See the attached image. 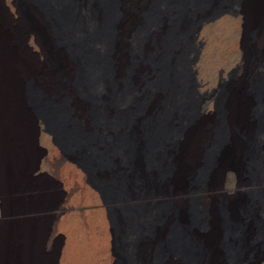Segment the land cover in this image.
<instances>
[{
  "label": "bare ground",
  "instance_id": "obj_1",
  "mask_svg": "<svg viewBox=\"0 0 264 264\" xmlns=\"http://www.w3.org/2000/svg\"><path fill=\"white\" fill-rule=\"evenodd\" d=\"M134 1L0 0V193L6 197L1 217L7 218L0 222V264H93L97 251L102 252L106 264H116L113 237L106 223L101 239L83 235L73 241L79 235L78 226L65 223L62 216L67 209L56 204L64 196L56 174L61 164H47L53 178L42 173L35 181L31 177L28 163L35 149L38 151V133L50 148L54 146L51 125L45 115L33 108L29 88L36 93L37 104L45 113L52 112L53 103L61 104L54 111L62 127L81 145L94 148L84 132L77 137L79 128L74 126L72 117L82 121L84 130L89 132L81 115L91 98L109 92L129 103L140 100L147 87H152L147 107L134 114L125 126L129 133L125 143L132 152L128 153L123 144L115 152L117 163L133 165L130 181L138 180L143 188L129 202L149 203L162 195L179 199L189 193L200 205L199 218L211 231L204 239H198L189 228L182 204L163 216L148 213L139 222L147 228V236L135 248L132 262L220 264L218 243L222 237L228 254L232 252L231 236L240 219L227 208L221 235L222 218L214 205L205 203L217 190H234L227 186V178L238 172L232 154H224L208 168L205 166L206 177L197 187H188L200 165L204 145L216 135V124L209 118L213 106L206 105L198 112L189 103V92L179 76L187 69L189 47L185 43L191 41V32L185 30L184 23L194 11L197 14L205 0H137L133 5ZM217 2L220 4L214 12L201 21L197 19V26L203 30L222 19L242 18L245 25L240 38L249 59L259 27L264 25V0ZM202 30L196 39L198 44L206 40ZM222 39L221 36L217 40V51L221 50ZM34 49L44 54L43 61H38ZM247 62L245 74L250 70ZM75 74L80 77L76 87L69 83ZM263 87L256 90L242 78L226 88L221 118L226 141L234 151L240 135L252 129L250 112L256 117V140H264ZM37 120L41 121V128L37 127ZM113 124L119 129L124 127L117 119ZM170 145L174 148L167 161L172 164H163ZM60 158L64 160L63 155ZM67 158L81 164L73 156ZM248 165L253 170L252 177L238 179L237 186L250 184L254 190L255 209L243 216L254 224L264 221V152L260 146ZM164 170L169 183L165 188L157 187L154 181ZM65 174L71 177L70 171L65 170ZM75 185L73 182L72 187ZM57 223L59 230L55 229ZM152 225L156 227L153 229ZM246 235V239L250 238L251 231ZM55 239L63 241L59 258L52 251ZM198 243L203 251L200 258L193 250ZM261 262L264 263V252L255 264Z\"/></svg>",
  "mask_w": 264,
  "mask_h": 264
},
{
  "label": "rangeland",
  "instance_id": "obj_2",
  "mask_svg": "<svg viewBox=\"0 0 264 264\" xmlns=\"http://www.w3.org/2000/svg\"><path fill=\"white\" fill-rule=\"evenodd\" d=\"M217 1L219 0H205L202 6L197 8V14L192 10L193 14L186 18L184 23L185 30L191 32V41L185 43L189 47V62L187 69L179 74L180 81L189 92V103L196 107L198 112L202 111L206 105L211 104L213 106L209 118L216 124L214 131L216 135H213V139L204 145L198 163L200 165L196 167L195 173L189 179L188 187L191 189L197 187L199 181H202L205 166L208 168V164H213L224 154H232V163L237 165L238 172L235 174L236 176L227 178V186L230 189L234 188V190L223 189L219 192L217 190L206 198L205 203L209 202L208 204L214 205L216 213L222 218L221 228L219 227L221 235L224 234L226 222L224 217L228 209H231L241 222L235 227L231 236L233 249L230 254L223 245V237L220 239L218 243L221 255L220 264H255L258 257L264 252V221L253 224L252 219H244L243 216L246 212H253L255 209L253 202L255 194H253L254 190L250 184L240 187L237 186L239 184L237 180H249L252 177L253 170L248 164H250V158L258 146L264 152V140L261 142L256 140L254 131L256 117L254 113L250 112L248 120L252 129L250 131L248 129L244 132L245 134L240 135L239 146L234 151L231 143L226 141L224 135L225 126L222 123L221 111L223 110L226 88L230 84L245 78L248 85L254 89L263 87L264 25L259 27L254 40V53L248 59L244 53V42L240 38L245 25L242 18L222 19L211 23L203 30L201 26H197V19L200 18L199 21H201V18L216 10L217 5L220 4ZM136 2L137 0L133 2V5ZM11 9L8 7L9 11H12ZM195 28L197 29L195 30ZM201 30L205 32L206 40L202 44H198L196 39ZM221 36L223 38L221 50L217 51V40ZM34 53L38 61L44 60L45 56L40 49H34ZM200 60L201 63L198 65ZM246 60L248 61L247 64L250 65L247 74L244 70ZM79 82L80 77L77 74L69 80V83L74 87ZM126 85L131 86V82L128 80ZM152 90V87H147L140 100L129 103L124 98L121 100L115 98L109 92H103L91 98L84 116L81 115L89 132L84 130L85 125L82 121L76 120L74 117L72 119L74 126L79 128V131L76 132L77 137L78 134L82 135L84 132L85 136L93 143L94 148L81 145L78 140L75 141L71 133L62 127L54 111V108L56 110V106H62L61 104L53 103L52 114L50 112L45 113L37 104L36 93L31 88L28 90V97L33 108L38 113L45 115L51 125L52 145L54 146L50 148L45 139L41 138L40 133H38L36 137L38 151L35 149L28 163L31 166V177L35 181L38 175L42 173L53 178L47 164H61L56 174L59 177L57 182L64 196L59 202L57 200L56 204L58 203L67 209L62 216L65 223L78 226L79 235L75 236L73 241L79 240L83 235L101 239L104 235L103 223H106L110 226L113 237L112 255L116 264H133L134 250L135 248L138 249L140 242L147 236L145 234L147 228L142 227L139 222L148 213L156 212L163 216L165 213L174 210L177 204H182L189 217V228L193 230L198 239H204L211 231L199 218L200 213L197 212V207L200 209V205L195 204L193 196L189 193L179 199L162 195L149 203L129 202L131 196L136 197L135 195L140 193L143 188L138 180L130 181L135 170L133 165L117 163L115 152L117 146L126 145L125 142L129 138V133L125 126L131 123L134 114L147 107ZM198 112L194 113L196 117ZM116 119L123 124V128L119 129L113 124ZM36 125L41 128V121L37 120ZM125 147L128 153L132 152L130 146L129 148L127 145ZM168 148V154L165 153L163 164H172L167 159L171 157L169 152L174 147L170 145ZM62 155L64 160L60 158ZM68 156H73L81 164L72 163L70 158L68 160ZM41 170L42 172H40ZM65 170L70 171L71 177L65 174ZM164 171L161 172L160 178L154 181V185L157 187L165 188L169 183L170 179L166 176L167 170ZM73 182L76 183L74 188L72 187ZM5 200L4 194L0 193V217L5 207ZM56 204L50 206H56ZM6 219L1 217V224ZM156 225H152L153 229ZM59 227L60 225L57 223L55 229L59 230ZM249 231L252 235L246 239V234ZM62 248L63 241L55 239L52 243V251L57 255V258L60 257ZM193 250L197 258L202 257L203 251L200 243ZM92 262L93 264H106L105 257L100 251L96 252Z\"/></svg>",
  "mask_w": 264,
  "mask_h": 264
}]
</instances>
